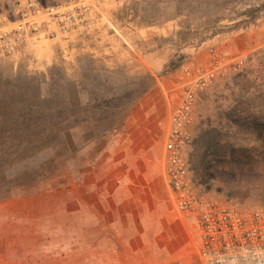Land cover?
I'll list each match as a JSON object with an SVG mask.
<instances>
[{"label":"rangeland","instance_id":"1","mask_svg":"<svg viewBox=\"0 0 264 264\" xmlns=\"http://www.w3.org/2000/svg\"><path fill=\"white\" fill-rule=\"evenodd\" d=\"M93 1L99 18L75 38L93 44L94 30L103 31L102 53L93 58L109 76L105 87L115 106L106 117L95 109L98 116L72 126L48 113V124L29 127L0 147V264H160L192 256L195 218L175 208L163 177L172 109L164 90L212 45L243 52L245 60L196 100L193 137L215 128L221 151L202 158L190 142V174L213 200L239 208L264 206V136L233 132L226 122L233 107L238 113L248 103L255 110L264 102V0H185L181 11L191 22L202 23L208 14L210 24L185 31L182 38L176 31L185 16H176V0L153 6L158 20L142 35L145 4L132 19L130 9L125 17L116 15L132 0H111L109 7ZM7 3L0 0V10ZM258 6L263 8L254 21L233 27L244 18L243 10ZM212 29L214 35L197 43ZM171 58L179 64L168 69ZM35 62L0 63V68L33 74L51 65L40 69ZM54 62L73 73L72 60ZM49 91L43 83L42 93ZM173 92L177 97L178 89ZM58 99L81 104V116L92 114L86 87L60 92Z\"/></svg>","mask_w":264,"mask_h":264},{"label":"built area","instance_id":"2","mask_svg":"<svg viewBox=\"0 0 264 264\" xmlns=\"http://www.w3.org/2000/svg\"><path fill=\"white\" fill-rule=\"evenodd\" d=\"M98 10L93 0H8L0 10V63L31 64L36 60L29 47L41 39L84 36ZM244 60L243 52L212 45L203 58L184 65L174 82L178 95L163 142V173L175 208L195 218V240L191 257L160 264H264V206L239 208L207 197L192 180L186 157L199 94L238 72Z\"/></svg>","mask_w":264,"mask_h":264},{"label":"trees","instance_id":"3","mask_svg":"<svg viewBox=\"0 0 264 264\" xmlns=\"http://www.w3.org/2000/svg\"><path fill=\"white\" fill-rule=\"evenodd\" d=\"M162 1L166 2L167 0H132L130 1V6L123 5L116 15L119 17L122 14L125 17L129 14L127 10L130 9L133 11V19L137 17V8H139L138 5L141 3L145 4L141 8L144 12L141 24H155L158 19L153 18L156 14L153 6ZM184 1L176 0V16H185L184 19L179 21L180 30L176 31V35L179 38H182L185 31L210 24L208 14H203L202 17L205 18V21L202 23L194 24L191 22L190 14L181 11L184 8L181 6ZM6 6L7 4L3 9ZM262 8L263 6L246 8L242 12L244 18L234 22L233 27L246 26L251 23L258 17V13ZM215 32L216 29H212L209 35L200 37L197 43L210 38ZM96 62L97 60L89 53L79 55L75 60V67H73L71 75L68 74L64 65L56 62H53L44 73H28L21 67L15 70L0 68V147L4 146L6 139L11 141L16 137H20L21 131H29V127L48 124V113L50 117H55L58 121L63 119L68 121L71 126L96 115L98 116L99 114L94 113L95 109L100 114L106 113L105 117L108 113H112L115 104L111 102L112 98L107 94L108 87H105V84L109 83V76L104 74V67L98 66ZM178 64L177 61L171 58L165 67L173 69ZM43 83L48 85L50 89L49 95L42 93ZM85 87L89 96L88 104L90 105L91 116H81L80 111L85 112L81 104L61 103L58 99L60 92L68 90L78 91ZM259 103L262 104L259 109H250L248 103L246 108L238 113L235 112L236 107H233L227 114V128L233 132L245 131L250 137L259 138L264 136V102L261 101ZM24 141H26V138ZM191 143L194 149L199 151L202 158L208 154L218 156L221 151V146L217 145V131L215 128L198 132L192 138Z\"/></svg>","mask_w":264,"mask_h":264},{"label":"crops","instance_id":"4","mask_svg":"<svg viewBox=\"0 0 264 264\" xmlns=\"http://www.w3.org/2000/svg\"><path fill=\"white\" fill-rule=\"evenodd\" d=\"M101 4L103 5V7H109L111 5V0H102ZM109 23L110 26H113L114 21L113 22L109 21ZM153 26L154 25H146L144 29L140 28L138 32H140L141 35L146 34V28L150 29L149 27H153ZM114 31H115L114 34L118 33L117 29L115 28ZM102 33L103 31L101 29L94 30L93 35L95 38V42H93V44L91 43L88 44L86 42L80 41L75 37L69 39L61 38V37L44 38L38 41L37 43L32 44L29 47V52L36 60L35 65L40 69L47 68L49 64H52V62L57 60L63 62V59H69L70 61L72 60L73 62H75L76 58L84 51H89L90 53H92L91 55L95 57L100 56L102 53L101 51L102 47L98 46V43L101 42L98 38H102L103 35ZM171 82L172 84L170 88H168L167 91L166 90L164 91L167 101H169L170 104L172 103L171 104V108H172L177 97L173 92L174 91L173 80ZM163 177H164V173H163Z\"/></svg>","mask_w":264,"mask_h":264}]
</instances>
